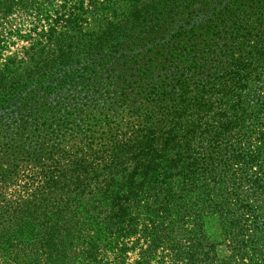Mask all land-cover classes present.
<instances>
[{"label":"trees","instance_id":"1","mask_svg":"<svg viewBox=\"0 0 264 264\" xmlns=\"http://www.w3.org/2000/svg\"><path fill=\"white\" fill-rule=\"evenodd\" d=\"M0 25V264H264V0Z\"/></svg>","mask_w":264,"mask_h":264},{"label":"rangeland","instance_id":"2","mask_svg":"<svg viewBox=\"0 0 264 264\" xmlns=\"http://www.w3.org/2000/svg\"><path fill=\"white\" fill-rule=\"evenodd\" d=\"M3 28V26L2 25H0V30ZM22 45V43L21 42H18L17 44H15L14 46H11V48H10V50H17V49H19V47Z\"/></svg>","mask_w":264,"mask_h":264}]
</instances>
